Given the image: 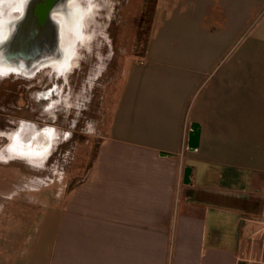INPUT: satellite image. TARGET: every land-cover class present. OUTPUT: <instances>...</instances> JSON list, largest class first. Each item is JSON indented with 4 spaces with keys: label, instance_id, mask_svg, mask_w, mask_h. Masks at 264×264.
Masks as SVG:
<instances>
[{
    "label": "crops",
    "instance_id": "0c3cea01",
    "mask_svg": "<svg viewBox=\"0 0 264 264\" xmlns=\"http://www.w3.org/2000/svg\"><path fill=\"white\" fill-rule=\"evenodd\" d=\"M154 9L91 168L58 197L43 196L49 207L12 243L10 264H264V0H157ZM24 16L9 22L0 69L5 56L14 69L0 82H31L29 94L43 89L32 99L45 104L40 122L51 121L70 106L64 95L83 52L73 57L66 46L56 70L37 69L53 56L43 38L35 49L45 50L28 66L18 46ZM21 61L36 70L21 74ZM11 119L14 127L0 130V161L44 169L58 118L42 127L32 116ZM25 128L50 137L42 157H25L15 144Z\"/></svg>",
    "mask_w": 264,
    "mask_h": 264
},
{
    "label": "rangeland",
    "instance_id": "374dc122",
    "mask_svg": "<svg viewBox=\"0 0 264 264\" xmlns=\"http://www.w3.org/2000/svg\"><path fill=\"white\" fill-rule=\"evenodd\" d=\"M1 2L2 7L5 5V16L10 13V2ZM156 2L80 0L79 5L84 12L81 33L86 41L84 46L73 44V49L84 52L77 72L70 79L71 87L67 89V95H64L65 102H69L70 106H64L61 114L57 112L59 116L51 115L50 122H40L38 118H44L45 113L42 111L45 104L32 99L43 89L29 94L28 91L34 86L31 82H0V130L9 131L14 127L11 119L13 116L29 120L32 116L37 127L51 125L58 118L55 125L60 127L57 129L59 136L52 140L56 147L50 159L42 165L44 169L35 166L33 170L17 160L5 161L6 157L0 161V264H10L12 243L15 246L20 244L25 238L23 232L27 226L37 224L39 217L49 207V204L43 202V196L58 197L67 187L82 180L91 168L99 145L108 132L113 106L124 82L125 64L131 56H141L145 51ZM55 10L59 23L60 15L66 10ZM42 21L43 18L39 16L29 36H25V42L19 46L20 58L29 59L27 63L31 67L39 57L30 59V56L36 54V51L43 52L46 46L41 43L44 47L35 49L37 25ZM54 26L56 22L50 26L51 29ZM75 32L76 25L75 30L71 27L67 33ZM27 98L32 104L29 108L24 104ZM31 108L35 114L29 113ZM2 140L0 149L5 144Z\"/></svg>",
    "mask_w": 264,
    "mask_h": 264
},
{
    "label": "bare ground",
    "instance_id": "6f19581e",
    "mask_svg": "<svg viewBox=\"0 0 264 264\" xmlns=\"http://www.w3.org/2000/svg\"><path fill=\"white\" fill-rule=\"evenodd\" d=\"M8 2H10L9 6H12L9 9L10 13L8 14V18L10 16H12V17L17 16L19 13H17V12L13 13L14 12L13 8H14V6L16 4L20 3L21 0H8ZM79 3H80V0H67L65 2V4L63 3V8H59V10H61V11L66 10V12L63 15H60V18H61L60 22L57 23V20L55 18L56 26L53 27L52 33H51V30H49V29H46V31L43 33V36L46 38L44 40L49 45H51V47L54 48L53 49V56L49 57V58L46 57L45 59H41L36 64V66H38V67H36L37 69L41 70L44 67L49 66L52 69L56 70L57 69V65H60L58 63V61H57L58 56L60 55V53L62 55L64 53H66V50H65L66 46H69V45L72 46L71 55L73 57L77 56V53H76L77 49H73V44L76 43L75 46H79L80 42L85 43V41H86V39L84 38V34L81 33V31L83 29V24H84L83 15H82L84 12H83V7L80 6ZM1 4H2V2L0 3V6H1ZM78 11H80V12H78ZM27 14L28 13H26V15ZM0 15H1V11H0ZM97 16L95 18H97ZM8 18L5 19V20L0 21V53H3V51L5 50L6 45H7L6 43L8 42V40L12 36L13 24L9 23L10 21L7 24H5V21L8 20ZM104 19H105V17H104ZM52 22H53V20H52ZM53 24H55V23L53 22ZM9 25H11V28L9 27ZM75 25H76V31L77 32H75L74 34H70V33L68 34L67 32H68L69 28L73 27L74 30H75ZM95 33H97V32L95 31ZM89 38L91 39V37H89ZM69 40H70V42H69ZM18 46H20V43H19ZM61 51H63V52H61ZM7 53H9V52H7ZM57 53H58V55H57ZM4 54H6V53H3V55ZM6 55H8V54H6ZM7 59H8L7 56H5L4 63L5 64H9V65H5V64L1 65L0 75L8 74L9 72H11L10 71L11 69H14L11 66V62L8 61ZM70 60L71 59H69V65H70ZM20 65H22V66H20L19 71L21 72V74L26 75V76L30 75V73L32 74L34 72V70H36V68H34V70L26 69L25 61H23V62L21 61ZM40 70H39V72H40ZM25 79H27V78H25ZM41 135L42 134H40V132L36 134L34 142L35 143L39 142L40 144L39 145L35 144L37 147L36 148H31V150H30L31 152H36L38 155L41 154L40 152L42 150H48L50 148V146H51L50 139L47 136H44V138H41L42 137ZM40 148H41V151L39 152L38 150Z\"/></svg>",
    "mask_w": 264,
    "mask_h": 264
},
{
    "label": "water",
    "instance_id": "95a60500",
    "mask_svg": "<svg viewBox=\"0 0 264 264\" xmlns=\"http://www.w3.org/2000/svg\"><path fill=\"white\" fill-rule=\"evenodd\" d=\"M34 4L32 5V2L30 3L32 5V8L27 10V20L29 19V21H26L25 23H23V32L24 34L27 36H29V31L31 30V28H34V20L37 21V18L39 16H41L43 18L42 23H44V25H46V28H48L49 30H51L52 33V29H51V25L53 24L51 18H50V14L56 9L59 8L58 3L60 0H31ZM58 1V3L56 2ZM61 2H64V0H61ZM29 4V5H30ZM30 5V6H31ZM40 24V23H39ZM38 26V25H37ZM38 29V28H37ZM37 40L43 39V33L39 32L37 30ZM24 40V38H23ZM25 41H20V44L24 43ZM13 47V46H12ZM8 49H11V47L8 46ZM53 47H51V45L48 44V52L49 53H53ZM43 51V50H42ZM38 54V53H37ZM36 54H32L30 56L31 57H37L35 56Z\"/></svg>",
    "mask_w": 264,
    "mask_h": 264
},
{
    "label": "flooded vegetation",
    "instance_id": "af4514ba",
    "mask_svg": "<svg viewBox=\"0 0 264 264\" xmlns=\"http://www.w3.org/2000/svg\"><path fill=\"white\" fill-rule=\"evenodd\" d=\"M34 22H37L36 20H34ZM33 22V23H34ZM44 28H45V30L46 29H48V28H46V25L44 26ZM94 36V35H93ZM48 45V44H47ZM31 59V58H30ZM29 60V59H28ZM28 60H26V64H28L27 63V61ZM69 84H70V79H69ZM30 132H32L31 134H29ZM23 135H29V136H27V137H25V138H23L22 137V134ZM37 133H39V132H35V131H33L32 129H28V128H25L24 130L22 129V131L21 132H19V133H17L16 135H15V144L17 143V144H19L20 143V145H23V147L25 148V150H24V152H23V154L22 155H25V157L26 156H32V154H34L33 156H36L37 158H40V157H42L43 155H44V153L45 152H48V150H42L41 151V148L38 150L41 154H37L36 152H31L30 150H31V148H36L37 146L36 145H39L40 143L39 142H34V140H35V136H36V134ZM49 139H50V137H48ZM36 144V145H35ZM12 150H11V153H15L16 152V155L17 154H19L18 153V149L16 148L15 149V147H12L11 148ZM2 159L4 160L5 158H3L2 157ZM8 159L6 158L5 159V161H7Z\"/></svg>",
    "mask_w": 264,
    "mask_h": 264
},
{
    "label": "clouds",
    "instance_id": "9594fccd",
    "mask_svg": "<svg viewBox=\"0 0 264 264\" xmlns=\"http://www.w3.org/2000/svg\"><path fill=\"white\" fill-rule=\"evenodd\" d=\"M26 5H27V0H21L20 3L16 4L14 6V8H13V11L19 13V15L15 16V17L10 16L9 19L5 21V24H7L11 20H19V19H21L24 16ZM57 15H58V13H57L56 10H54L50 14V18L53 20L54 23L56 22L55 18L57 17Z\"/></svg>",
    "mask_w": 264,
    "mask_h": 264
}]
</instances>
